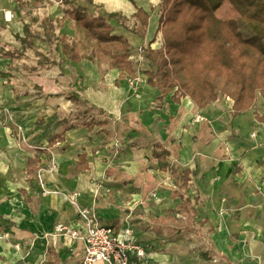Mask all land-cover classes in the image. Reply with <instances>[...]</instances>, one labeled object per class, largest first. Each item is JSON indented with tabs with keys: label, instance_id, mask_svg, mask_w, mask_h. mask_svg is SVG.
Here are the masks:
<instances>
[{
	"label": "crops",
	"instance_id": "1",
	"mask_svg": "<svg viewBox=\"0 0 264 264\" xmlns=\"http://www.w3.org/2000/svg\"><path fill=\"white\" fill-rule=\"evenodd\" d=\"M133 1H77L87 9L88 4L101 2L108 15H96L108 18L121 13L133 22L129 32L110 20L114 32L129 41L132 64L137 58L147 60L145 55L138 56V48L161 46L157 34L160 0ZM26 2L0 0V264H82L84 243L55 233L60 224L76 229L85 226L62 194L91 187L90 153L96 138L125 140L139 129L158 136L163 149L170 152L160 162V171L170 176L179 204L191 207V216L209 228L210 234L205 235L211 240L209 252L217 258L213 262L207 257L197 263L175 261L173 255L155 251L147 254V264H264V123L256 118L257 113L264 114V107L257 103L235 117L233 100L221 95L206 108L197 107L189 97L177 104L171 95L160 106L159 92L147 84L145 72L142 82L131 89L126 78L130 75L123 76L118 69L102 73L97 61H68L59 41L60 56L53 59L42 54L46 66L40 72L35 64L38 38L22 10ZM138 8L150 15L144 38L135 31ZM43 48L49 49L47 44ZM73 94L88 104L72 102ZM100 112L108 119H78L89 113L94 118ZM53 135H61L64 141L50 148ZM37 155L40 170L31 182L26 178L28 160ZM80 155H86L89 166L82 172L77 170ZM136 156L133 171L137 173L143 163L140 154ZM170 159L171 164H166ZM96 164L97 176L102 166ZM163 166L191 171L184 198L176 193L175 180ZM39 175L48 189L62 194H43ZM106 220L99 219L119 232L127 229L119 225V219ZM135 230L138 236L145 232V237H153L151 231Z\"/></svg>",
	"mask_w": 264,
	"mask_h": 264
},
{
	"label": "trees",
	"instance_id": "2",
	"mask_svg": "<svg viewBox=\"0 0 264 264\" xmlns=\"http://www.w3.org/2000/svg\"><path fill=\"white\" fill-rule=\"evenodd\" d=\"M77 1L61 0L64 6L62 20L83 31L93 42V47L90 53H85L68 35L62 34L59 42L65 58L74 63L83 60L109 63L121 75L127 73L135 77L129 60L131 45L124 35L114 32L110 23L114 19L126 27L127 19L121 13H111L108 18L90 14L87 7L78 5ZM225 1L237 11L247 34L218 16ZM40 3L36 0L32 4ZM158 15L157 34L161 36V46L157 49L147 47L144 55L152 65L145 71L147 84L158 90L160 106L171 95V100L177 104L189 97L197 107L206 108L219 94H224L233 100L232 114L236 117L252 110L258 95L264 100V0H160ZM135 18L139 23L135 31L144 38L150 15L138 8ZM48 25L52 26V23ZM70 100L88 104L84 97L76 94L71 95ZM256 118L264 123V114L257 113ZM87 126L92 125L88 123ZM62 141L61 135H53L49 147ZM152 156L164 162L170 152L155 148ZM40 162V155L28 160L27 180L32 182L37 178ZM88 167L86 155H80L77 170L82 172ZM162 170H167L174 178L176 193L184 198L191 171L169 166H163Z\"/></svg>",
	"mask_w": 264,
	"mask_h": 264
},
{
	"label": "rangeland",
	"instance_id": "3",
	"mask_svg": "<svg viewBox=\"0 0 264 264\" xmlns=\"http://www.w3.org/2000/svg\"><path fill=\"white\" fill-rule=\"evenodd\" d=\"M28 1L25 3L27 7L23 6L22 10L25 18L31 23L33 33L38 38L37 45L39 46L35 50L37 70L43 72L46 66L43 65L42 54L47 53L53 59L60 56L58 41L62 34H67L74 44L85 53H90L93 42L73 23L62 20L64 6L59 0H39L41 3L34 7L30 5L32 0ZM88 9L91 14L108 15L101 2L95 5L88 4ZM218 16L231 27H238L245 34L248 33L246 26L229 1L224 2L218 11ZM48 23H52V26ZM132 24L133 22H127L126 29L129 32H132ZM45 44L49 49L44 50ZM133 55L137 57L136 53ZM97 65L102 73H110L113 69L109 63H98ZM133 67L136 72L135 77L140 79L139 84L143 80L142 73L151 69L152 65L145 58L140 61L137 58L134 60ZM68 71L70 73V68ZM71 77L74 76L71 75ZM219 95L225 100L228 99L224 94ZM257 103L264 107V100L260 95H258ZM98 116L101 120L108 119V116L102 112L94 118L89 113L78 119L91 121L96 120ZM93 136L95 134H92ZM92 144L94 145L90 153L93 157L90 175L94 176V180L90 188L82 192L71 191L64 194L58 189L47 188L51 193L62 194L69 200L75 207L79 219L83 220L81 211H89L90 218L98 221L99 219H107L106 222L108 219H119V225L127 227L138 243L147 245L144 246L147 254L159 251L167 256L173 255L175 261L187 259L196 263L201 262L200 260L205 257L211 262L217 259L214 257L215 253H211L212 250L209 252L211 240L205 236L207 233L210 234L209 228L205 227L204 222L191 216V207H183L179 204V198L173 193L174 187L170 176L160 171L163 163L151 157L153 148L159 150L164 148L158 136L149 130L139 129L125 140L112 141L96 138ZM138 154H140L143 166L136 173L133 171V163L137 161L135 158ZM96 157L100 159L95 161ZM97 162L102 168L96 176ZM168 162L171 164V159L166 164ZM80 198L83 200L82 203ZM135 229L143 230V232L151 231L153 237H145V232L144 235L138 236ZM208 255L211 256L208 257Z\"/></svg>",
	"mask_w": 264,
	"mask_h": 264
},
{
	"label": "built area",
	"instance_id": "4",
	"mask_svg": "<svg viewBox=\"0 0 264 264\" xmlns=\"http://www.w3.org/2000/svg\"><path fill=\"white\" fill-rule=\"evenodd\" d=\"M144 54L145 50L142 47L138 48V56L141 57ZM139 80L134 76L127 78L130 88H134ZM52 168L55 169V165ZM39 181L43 194L51 193L40 175ZM81 215L85 222L83 229L60 224L56 226L55 233L84 243L82 264H147L145 248L136 242L130 230L125 229L119 232L112 226L90 218L89 211H81Z\"/></svg>",
	"mask_w": 264,
	"mask_h": 264
}]
</instances>
